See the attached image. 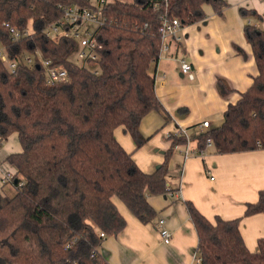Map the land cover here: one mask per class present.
<instances>
[{"label": "trees", "instance_id": "trees-1", "mask_svg": "<svg viewBox=\"0 0 264 264\" xmlns=\"http://www.w3.org/2000/svg\"><path fill=\"white\" fill-rule=\"evenodd\" d=\"M154 2L110 0L102 6L96 73L71 60L75 37L45 32L63 16L64 5L94 7L92 0H0V43L11 60H19L12 72L0 58V140L17 132L22 146L8 157L22 184H15L12 196L0 193V264H109L100 247L127 223L115 196L143 223L155 218L149 196L168 192L170 158L186 138L170 137L163 162L148 173L115 136L124 126L141 147L148 140L141 121L152 110H164L151 72L163 46L162 11ZM206 3L219 15L227 6L226 0H170L167 12L182 25L192 24L206 18ZM240 13L264 17L254 8L240 7ZM5 23L21 37L13 39ZM243 31L258 73L227 106L223 122L196 136L200 150L208 148L209 139L218 153L264 148V28L247 23ZM37 51L65 68L68 79L48 83L40 61L20 60ZM217 86L222 95L233 91L224 78ZM186 204L201 264H264V237L251 251L241 218L218 216L213 223L191 201ZM259 212L264 213V189L256 202L247 203L245 216Z\"/></svg>", "mask_w": 264, "mask_h": 264}, {"label": "crops", "instance_id": "crops-1", "mask_svg": "<svg viewBox=\"0 0 264 264\" xmlns=\"http://www.w3.org/2000/svg\"><path fill=\"white\" fill-rule=\"evenodd\" d=\"M226 3L221 15L211 8L203 20L182 25L180 38L168 37V48L152 64L156 93L164 110H152L141 121L140 130L147 142L137 148L124 126L115 129L117 140L145 172H153L163 162L172 142L168 133L178 126L187 128L193 138L191 147L196 148L195 138L203 131L200 123L210 122L204 130L214 122L220 125L227 106L240 98L258 73L243 31L246 18L254 15L243 16L240 7L264 14V0H226ZM231 6L235 21L228 18ZM255 17L257 21L252 23L249 18L248 23L261 26L263 18ZM181 60L191 64L193 79L182 73ZM218 78H224L233 91L222 95ZM184 149V145H178L170 158L168 192L149 196L156 211L153 221L143 223L120 198H113L127 223L117 235L106 237L100 247L109 264H197L199 238L186 201H191L213 223L218 216L226 220L241 218L240 230L246 245L251 251L258 249V241L264 237V213L245 216V211L247 203L256 202L264 189V148L218 153L210 146L204 155L186 154ZM21 151L17 132L0 140L2 195L15 193V182L21 176L8 157ZM8 173L15 176L14 182L3 181ZM161 217L172 233L170 243H165L160 235Z\"/></svg>", "mask_w": 264, "mask_h": 264}, {"label": "built area", "instance_id": "built-area-1", "mask_svg": "<svg viewBox=\"0 0 264 264\" xmlns=\"http://www.w3.org/2000/svg\"><path fill=\"white\" fill-rule=\"evenodd\" d=\"M109 1L110 0H96L95 3L92 2L94 7L81 6L79 4L64 5L63 16L53 22L45 30V32L52 37H60L63 35H71L75 37V39L77 40V46L75 48V51L77 52L78 58L84 62L83 66L88 67L96 73H98L100 70V55L98 53V49H100L102 45L97 41L95 34L98 28L105 22L102 6ZM169 2L170 0H155L154 2V8L156 10L162 11L160 13V33L162 36L163 43L162 51L168 48V37L173 36L176 38H180L178 32L182 27V23L179 18L170 16L168 14L167 9L169 7ZM5 25L9 27L13 39L17 40L21 37V31L16 29L14 26H10L9 23H5ZM82 28L86 32V35H81ZM27 33L28 30L24 31V34ZM0 58L10 71H15L19 60H11L8 57L5 47L1 43ZM20 60L29 65L35 63H39V65L42 64L46 71L48 83L66 81L68 79L67 70L62 66L53 65L52 60L43 56L40 51H37V53L34 54L26 52L21 56ZM38 61H40L41 64ZM181 71L189 78H194L193 68L188 61L181 60ZM209 126L210 122L208 120H204L200 123V127L203 129V131ZM172 136H181L186 138V143L182 144L185 146L184 150L186 154H205L206 149L200 150L197 147L194 149L191 147V141L193 140V138L188 133L187 128L178 126L173 132L168 133L169 138ZM207 146H212V142L210 139L207 142ZM14 180L15 176L11 173L5 174L3 177V181L14 182ZM17 184H22V182L17 181ZM158 225L160 228V235L163 241L165 243H170L172 239V233L166 226L165 219L161 217L158 221ZM102 235H104V233H102ZM196 260L197 264H201V257L197 256Z\"/></svg>", "mask_w": 264, "mask_h": 264}, {"label": "rangeland", "instance_id": "rangeland-1", "mask_svg": "<svg viewBox=\"0 0 264 264\" xmlns=\"http://www.w3.org/2000/svg\"><path fill=\"white\" fill-rule=\"evenodd\" d=\"M123 1H131V0H123ZM92 2L95 3L96 0H92ZM260 5H262V4H260ZM211 8H212V5L209 4V3H206V4L204 5V10H205L206 14H207V13H208V14L210 13ZM261 8H262V7H261ZM234 14H235V13H234L233 7L231 6V7L228 9V18H229V20L235 21ZM241 17H242V16H241ZM249 18L251 19V22H252V23H254L255 21H257V17H255V16H251V17H249ZM249 18H246V19H247V23L249 22ZM243 19L245 20L244 17H243ZM259 20H260V19H259ZM263 20H264V17H263ZM260 27L264 28V23H261V26H260ZM81 35H86V32L84 31L83 28L81 29ZM70 57H71V60L75 61L77 64H79V65H84V62H83L81 59L78 58V56H77V52H76V51H74ZM153 68H154V66L152 67V69H153ZM212 122H214V121H212ZM222 122H223V121H222ZM216 126H218V125H216V122H214L213 125H212V127H216ZM212 127H210V128H212ZM13 189H14V188H13ZM15 191H16V189H14L13 192H15Z\"/></svg>", "mask_w": 264, "mask_h": 264}, {"label": "water", "instance_id": "water-1", "mask_svg": "<svg viewBox=\"0 0 264 264\" xmlns=\"http://www.w3.org/2000/svg\"><path fill=\"white\" fill-rule=\"evenodd\" d=\"M39 67V66H38ZM16 184H17V180H16Z\"/></svg>", "mask_w": 264, "mask_h": 264}]
</instances>
